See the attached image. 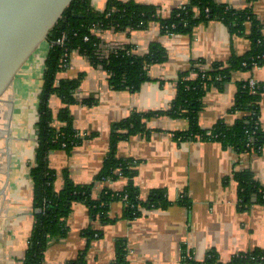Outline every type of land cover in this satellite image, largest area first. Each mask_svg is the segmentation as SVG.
I'll return each mask as SVG.
<instances>
[{
	"label": "crops",
	"instance_id": "1",
	"mask_svg": "<svg viewBox=\"0 0 264 264\" xmlns=\"http://www.w3.org/2000/svg\"><path fill=\"white\" fill-rule=\"evenodd\" d=\"M135 1L157 7L165 18L188 3ZM214 1L239 12L251 8L264 21V0ZM107 2L92 0L97 11H103ZM248 34H233L219 20L201 23L190 34H162L156 22L145 30L103 31V45L132 46L140 57L150 54L154 45L165 51L166 60L149 67L150 80L135 92L115 89L105 70L80 52L72 53L69 67L59 77L80 80L74 92L76 103L69 108L73 127L85 140L70 151L50 152V167L57 176L55 191L64 189L68 175L76 185L95 184V198L105 189L123 192L127 178L99 183L96 177L111 151L113 126L140 113L149 116L144 119L145 131L121 140L117 158L135 162L133 181L140 200L147 201L153 192L162 190L169 205L142 207V216L131 220L125 217V202L117 200L109 206L106 223L93 220L84 203H74L63 219L66 236L48 239L44 264H71L83 255L85 264H114L118 242L126 246L128 264H186L185 256L203 262L211 252L226 264L239 254L264 253V206L256 196L244 206L235 179L237 173L250 171L264 186V148L261 153H240L220 142L178 140L176 134L190 131V120L161 115L170 112L181 76L191 73L195 62L203 61L204 70L217 63L230 67L233 57H243L253 49ZM49 50L22 68L0 104V191H4L0 197V264H24L37 220L31 170L36 165L39 96ZM191 76L196 78L195 73ZM248 79L264 83V66L235 71L222 89L212 86L206 92L198 113L201 130L220 122L232 126L242 118L244 114L233 108L240 85ZM259 106L264 130V94ZM50 107L57 117L67 105L54 96ZM55 125L64 126L58 120ZM90 230L97 233L92 240L86 235Z\"/></svg>",
	"mask_w": 264,
	"mask_h": 264
},
{
	"label": "trees",
	"instance_id": "2",
	"mask_svg": "<svg viewBox=\"0 0 264 264\" xmlns=\"http://www.w3.org/2000/svg\"><path fill=\"white\" fill-rule=\"evenodd\" d=\"M256 0H249L250 3ZM211 20L224 22L233 34L246 35L253 41V49L243 57H233L230 67L214 64L209 70H201L203 61L194 63L191 73L181 76L178 93L172 108L166 114L174 118L185 117L190 120L191 129L187 133H178V140H195L220 142L242 153L254 151L261 153L264 148V130L259 121V102L264 94V83H256L255 93L250 88L248 79L240 85L235 98L233 110L244 115L232 126L220 122L212 129L203 131L198 125V113L203 108L202 99L206 92L216 86L220 89L227 83L233 72L238 70L251 71L254 64L264 66V21L257 19L251 8L236 11L214 0H188V3L171 12L168 18L162 17L159 9L151 5H141L135 0L123 2L108 0L103 11H97L92 0H75L65 11L54 29L50 32V50L44 63L43 88L39 96V119L37 122L36 165L31 170L34 183L35 208L41 212L36 215L24 264H44L45 252L49 246L48 239L53 235L66 236L67 230L63 219L67 218L74 203H84L90 209L93 220L108 222L109 206L112 202H125V217L131 220L142 216V207L166 208L169 201L162 190L155 191L147 201L139 199L134 178L137 175L135 162L117 158V148L121 140L145 131L144 119L148 115L134 113L128 119L113 126L111 151L105 159L103 168L96 177V182L121 178L128 179V185L121 193L103 190L99 198L93 196L95 184L76 185L66 175L65 187L62 191H55L56 173L51 169L49 154L53 150L70 151L83 144L85 138L80 136L73 127V116L69 106L76 103L74 92L80 85V80L60 79V73L70 65V56L78 51L88 57L96 67L101 65L108 73L112 87L119 90L135 92L147 81L149 67L162 64L166 60V53L159 46L154 45L150 54L140 57L131 53L132 46H126L116 53L108 54L107 58H99L98 46L101 39L92 35L91 28L95 25L104 31L114 30H145L152 22L161 25L162 34H190L201 23ZM66 36L65 44L56 41ZM88 36L89 40L85 41ZM65 54H68L67 67L64 65ZM197 74L192 78L191 74ZM218 77L221 80H218ZM58 96L67 105L56 117L50 107V101ZM91 104V102H85ZM57 120L64 124L57 127ZM120 131H123L121 133ZM235 179L239 185V195L244 206L249 205L251 198L256 196L257 203L264 206V186L255 181L253 173L246 171L237 173ZM96 232L86 233L92 240ZM128 251L122 242H118L114 264H128ZM71 264H85V256L79 257ZM186 264H223L217 253L211 252L203 262L194 259L186 260ZM226 264H264L263 251L239 254Z\"/></svg>",
	"mask_w": 264,
	"mask_h": 264
},
{
	"label": "water",
	"instance_id": "3",
	"mask_svg": "<svg viewBox=\"0 0 264 264\" xmlns=\"http://www.w3.org/2000/svg\"><path fill=\"white\" fill-rule=\"evenodd\" d=\"M74 1L0 0V104L18 73L50 41V32Z\"/></svg>",
	"mask_w": 264,
	"mask_h": 264
},
{
	"label": "built area",
	"instance_id": "4",
	"mask_svg": "<svg viewBox=\"0 0 264 264\" xmlns=\"http://www.w3.org/2000/svg\"><path fill=\"white\" fill-rule=\"evenodd\" d=\"M91 33H92V35H95V36H98L100 39H101V35H102V33H103V29H101V28H99V27H97V26H93L92 28H91ZM111 31V30H110ZM112 31H114V30H112ZM65 40H66V36L64 35V36H62L61 38H59L57 41H56V43L57 44H59V45H64L65 44ZM89 40V37L88 36H86L85 37V41H88ZM125 46L124 45H122L121 43H111V44H109V45H103L102 44V42H101V44L98 46V52H97V54L99 55V58L101 59V60H104L105 58H107V56H108V54H110V53H116L118 50H120V49H122V48H124ZM73 52H78V51H73ZM72 52V53H73ZM131 53H134V50L132 49L131 50ZM72 55V54H71ZM71 57V56H70ZM68 58V54H65V59H64V65L63 66H65V67H67V62H65L66 61V59ZM257 66V64L255 63L254 64V67H256ZM98 67H100L101 69H103V67L101 66V65H99ZM201 70H203V71H205L202 67L200 68ZM104 70V69H103ZM108 74V73H107ZM192 75V74H191ZM193 76H195V75H193ZM192 77V76H191ZM196 77H197V74H196ZM218 80H221V78L220 77H218ZM255 85H256V82L254 81V80H252L251 79V81H250V88L252 89V92L253 93H255V91H254V87H255ZM185 258V260H189V259H193V258H191V257H188V256H185L184 257Z\"/></svg>",
	"mask_w": 264,
	"mask_h": 264
},
{
	"label": "rangeland",
	"instance_id": "5",
	"mask_svg": "<svg viewBox=\"0 0 264 264\" xmlns=\"http://www.w3.org/2000/svg\"><path fill=\"white\" fill-rule=\"evenodd\" d=\"M50 46H51L50 43L42 44V46L36 51V53L31 57V59L27 62L26 65H28V63L30 64V63H33L34 61H36L37 58L40 57L41 54H43V52H45L46 50L48 51ZM44 63L45 62H43V67H44Z\"/></svg>",
	"mask_w": 264,
	"mask_h": 264
},
{
	"label": "bare ground",
	"instance_id": "6",
	"mask_svg": "<svg viewBox=\"0 0 264 264\" xmlns=\"http://www.w3.org/2000/svg\"><path fill=\"white\" fill-rule=\"evenodd\" d=\"M42 49V48H41Z\"/></svg>",
	"mask_w": 264,
	"mask_h": 264
}]
</instances>
